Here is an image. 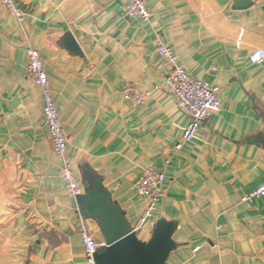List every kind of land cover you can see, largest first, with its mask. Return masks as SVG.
<instances>
[{
	"label": "crops",
	"instance_id": "1",
	"mask_svg": "<svg viewBox=\"0 0 264 264\" xmlns=\"http://www.w3.org/2000/svg\"><path fill=\"white\" fill-rule=\"evenodd\" d=\"M150 21L124 17L127 0H0V264H87L83 229L103 243L62 180L44 122V96L28 76L38 50L68 136L74 172L99 176L142 242L175 223L167 264H264V0H144ZM70 33L83 55L70 50ZM174 49L194 79L219 89L222 109L181 151L189 116L164 87ZM134 87L142 103L124 98ZM165 175L162 199L140 227L144 170ZM84 188V187H83Z\"/></svg>",
	"mask_w": 264,
	"mask_h": 264
},
{
	"label": "built area",
	"instance_id": "2",
	"mask_svg": "<svg viewBox=\"0 0 264 264\" xmlns=\"http://www.w3.org/2000/svg\"><path fill=\"white\" fill-rule=\"evenodd\" d=\"M2 3L10 16L16 18L19 22L24 20L26 14L21 9L18 0H2ZM124 17L148 22L152 17V13L144 0H127L124 8ZM158 53L170 65V70L165 77L164 87L175 97L179 108L190 119L181 141L176 146V150L181 151L195 140L200 133L202 125L221 111L222 101L218 88L203 80L191 77L173 48L161 44ZM27 55L28 76L41 89L44 96V122L49 131L54 151L62 161V180L68 193L76 199L84 195L85 191L71 163L68 136L60 117L56 96L46 72L44 60L41 53L31 47L28 48ZM250 61L254 65L262 63L264 61V50H256L251 53ZM124 98L136 103L144 101V96L134 87H126L124 89ZM164 183L165 175L153 167L146 168L142 173L137 183V193L146 201V209L140 218V227L153 218L162 199ZM261 197H264V186L244 195L242 201L249 202ZM81 238L85 248L87 264H97L95 255L97 250L103 246V243H99L96 236L86 229L82 230Z\"/></svg>",
	"mask_w": 264,
	"mask_h": 264
},
{
	"label": "water",
	"instance_id": "3",
	"mask_svg": "<svg viewBox=\"0 0 264 264\" xmlns=\"http://www.w3.org/2000/svg\"><path fill=\"white\" fill-rule=\"evenodd\" d=\"M234 9L247 10L253 0H233ZM66 41L70 50L83 55L79 45L68 33ZM264 119V114H263ZM264 144V135L261 138ZM85 194L74 200L85 220L98 225L103 240L95 255L97 264H167L170 255L177 249L173 239L176 225L166 220L156 223L148 242H142L125 213L113 201L112 193L103 186L102 179L86 172L83 177Z\"/></svg>",
	"mask_w": 264,
	"mask_h": 264
}]
</instances>
